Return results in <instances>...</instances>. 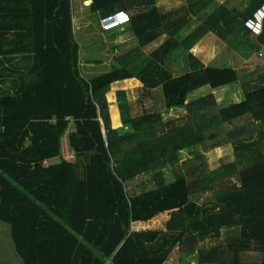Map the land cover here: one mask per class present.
I'll return each mask as SVG.
<instances>
[{"label":"trees","instance_id":"16d2710c","mask_svg":"<svg viewBox=\"0 0 264 264\" xmlns=\"http://www.w3.org/2000/svg\"><path fill=\"white\" fill-rule=\"evenodd\" d=\"M93 2L101 22L135 1ZM263 3L253 0L243 13L234 11L236 28L210 20L184 40L181 25L145 59L137 52L165 31L166 16L157 6L132 12L138 48L119 67L89 80L81 71L73 0H0V221L10 227L20 264H165L175 249L193 254L185 264H264V78L228 107L214 95L186 102L205 86L240 81V71L206 67L190 51L212 27L244 58L259 53L264 33L255 36L244 24ZM180 48L188 71L174 77L166 61ZM129 79L140 81L136 92L147 99L162 87L167 109L192 111L195 123L175 126L164 113L147 109L132 116L128 93L121 90L116 103L122 124L115 128L107 94L111 84ZM67 118L74 128L68 136L74 163L60 158ZM242 120L248 125L238 127ZM225 135L234 144L240 182L197 203L192 196L215 183L201 147ZM186 151L189 160L183 159ZM45 160L52 165L45 167ZM141 179L155 189L130 192L140 190ZM180 208L186 229L136 231ZM252 254L256 258L245 259Z\"/></svg>","mask_w":264,"mask_h":264},{"label":"rangeland","instance_id":"374dc122","mask_svg":"<svg viewBox=\"0 0 264 264\" xmlns=\"http://www.w3.org/2000/svg\"><path fill=\"white\" fill-rule=\"evenodd\" d=\"M252 1L253 0H226L225 2L224 0L225 4L222 3V6H220L219 10L217 11V15H219L220 17V23H222L223 21H227L229 22L228 25H230L231 27H238V22H232L234 11H237V13H243L250 7ZM191 7L192 3L189 4L190 11ZM74 8L79 9L78 0H74ZM92 12L90 11V13H88L89 15L87 14L88 19L85 20V24H87V26H90L89 28L91 29V31H93L94 34L92 33V35L89 36V39H87L86 34L84 35L85 40L80 39V43L82 46L80 60V66H82L81 71L83 72V76L89 80L107 74L111 70H113V68L119 67L120 64L118 61V57L124 56V54L131 52L135 48L134 44H126L125 49L127 51L121 50L119 52H115V50H113V45H116V43H114L113 39L109 41V49L105 51L106 44L102 42L103 36L101 34V30L99 29L100 22L97 15H94V13ZM183 13L185 14L183 15ZM182 15L186 16V11H183ZM80 16L81 15H78V17ZM176 17L177 16L175 15L174 18ZM225 26L226 24L223 27ZM200 28H198V26H194L191 29V34L195 33L197 29ZM182 29L184 30L185 40V38L189 37V35L191 34L185 36L187 32V25ZM253 39H255V36H253ZM89 40H93V42L90 46H87V43L85 41ZM214 44V49H212L210 53L211 58H206V60L204 61L209 63V67L213 68H218L217 65L219 67L228 68L231 66V68H235L236 70L240 71V81L238 83L220 88L218 91L214 92L212 90L211 92L204 91L197 93L196 91H194L193 93L188 95V99L186 102L196 101L198 100L197 97L205 98L214 95L219 101L221 107H228L245 100V95L248 91H251L252 86L256 84L260 79L264 78V46H262V50L259 53H254L251 56L243 58L241 51L238 52L237 50H234V46L233 44H231L230 40H226L222 36L215 37ZM180 55L185 56V49L180 48L176 50L167 58L166 61V66L174 77L183 75L188 69L185 59L180 57ZM172 57L173 59H171ZM231 57L233 58L234 62H232ZM85 65L87 66V68H85ZM90 65H92L93 67L88 68ZM127 97L131 103L130 115L132 116H139L144 113L145 109H147L153 112L164 113L165 119H170L169 121L173 122V125L175 126L185 125L184 121H187V124L191 122L195 123V118H192V116L190 117L189 114L192 111H185L181 109H167L162 87L153 90V96L150 99L144 98L142 94H137V92L128 93ZM107 98L110 102H115L117 98V91L111 90L110 92H108ZM111 105L114 104H110L111 122H113L115 128H118L120 126H117L115 124L114 118L115 121L116 119L121 120V112L119 111L120 114L116 115L114 113L115 111H113L114 108L111 107ZM184 114L185 116L187 115V117L182 118ZM193 117H195L194 114ZM200 119L207 122L209 118ZM248 123V120H242L237 123V125L238 127H245L246 125H248ZM234 127L237 128L236 125ZM73 129V126H71L69 132H66V134L62 136L61 141L63 145H66V141L68 138L67 136ZM198 132L201 131H197V134ZM217 142L218 143L214 142L215 145L214 143H208L201 147V150L206 152V156L209 160V165L211 166L212 170L215 171L212 175L215 183L213 189L202 193H196L192 196V200L200 204L208 203L212 200L217 199L220 196L222 190L227 189L234 183L239 184L240 182L241 166L238 162H236L237 156L233 146L234 144L232 143L228 135L221 137L217 140ZM216 144H219L221 148H216ZM183 155V159L188 158L187 160H189V158H191L187 151L184 152ZM57 161L58 159L55 160V162ZM223 164H227V166L223 168ZM166 179H169L168 183H173L175 180L174 176L172 174H169V172L167 173ZM140 183H142L139 186L140 190L129 189V191L135 192L137 194H142L148 191H152L156 187L153 182H149L147 180L141 179ZM175 211H178V213L175 214ZM174 223L175 227L171 226ZM186 228V212L185 209L180 208L162 213L154 218L150 223L142 224L141 227L139 225L136 226V231L147 229L180 231ZM225 235L226 232H224V236ZM14 257H17L18 262H20L19 257L14 252V245L10 237V227L0 221V264H14V262L16 261V258L14 259ZM247 257H252L253 259L256 258L253 254L250 256H245V259H248ZM192 261H194L193 254H189L182 249H175L169 260L165 264H185Z\"/></svg>","mask_w":264,"mask_h":264},{"label":"crops","instance_id":"0c3cea01","mask_svg":"<svg viewBox=\"0 0 264 264\" xmlns=\"http://www.w3.org/2000/svg\"><path fill=\"white\" fill-rule=\"evenodd\" d=\"M78 1H79V9L74 8V27H75V33L77 34L78 39L80 41V39L85 40L84 39L85 34L87 35V39H89V36L92 35L93 33V31H91V29L89 28L90 26H87V24H85V20L88 19V15H89L88 13H90V11L92 12L91 8L94 2L93 0H78ZM134 1L135 2L133 3L132 6L129 7V10H128L129 13H131V16H132V12L133 13L134 12L136 13L148 12L152 10L153 7L157 6L160 9L161 13L166 16L165 20L167 22L166 27H164L165 31H163L162 34H158L161 29V27L159 26L158 18H154V20L151 22L152 28L153 30H155L154 33L158 34V36L148 46H146V48H144L143 51L137 52L138 57L139 58L141 57L142 59L149 57L155 51L161 48V46L169 39L170 34H173L181 25L182 26L187 25V32L185 34V36H187L191 34V29L194 26H198V28H200L203 25H205L206 27L207 25L206 23H208V21L210 20H212L211 21L212 26L218 24L219 15H217V11L219 10V7L222 6V3H224V0H134ZM191 3H192V7L190 11L189 4ZM73 7H74V0H73ZM183 11H186L187 13L186 16H183L185 13H183L182 15ZM78 15H81V16L78 17ZM175 15L177 16L176 18H174ZM177 20H179L180 23L174 22ZM99 29L101 30V34L103 36L102 42L106 44L105 51L109 49V46H108L109 41L113 39H114L113 40L114 43H116V45H113V50H115V52H119L121 50L127 51L125 49L126 44H129V45L134 44L135 50L138 48V38L136 36L134 29L132 28V25L130 24L125 25L115 30L104 31L102 30V26L100 23ZM208 32L209 33L207 34V36L203 40L195 44L190 51L192 55L197 60H200L201 62H203L206 67L209 66V63H207L204 60H206V58H209V59L211 58L210 53H211V50L214 49V45H215L214 39L215 37L219 36L212 29V27L209 28ZM181 34L184 37V30L182 31ZM85 42L87 43V46H90L93 40L91 41L89 40ZM134 49L131 52H133ZM129 53L124 54V56L118 57V61L122 60L123 57H127ZM171 59H173V57ZM231 60L232 62H234L232 57H231ZM91 67L93 66L90 65L88 68H91ZM217 67L224 68V67H219L218 65ZM85 68H87L86 65H85ZM142 87L143 85L137 79H129V80L119 81L114 84H111V90H116V91L125 90L127 91V93L136 92L137 89H140ZM219 89H213L211 86H205L203 88L196 90V93L204 92V91L211 92V90L214 92V91H218ZM197 98L200 99V97H197ZM110 104H114V105H111V107L114 108L113 110L115 111L114 113L116 115H119L120 112H119V108H118L116 101L110 102ZM185 117L186 116L184 114L182 118H185ZM114 122L117 126H121L120 124H122L121 120L116 119L115 121V118H114ZM184 122H185L184 124H186L187 121H184ZM174 213L176 214L178 213V211H175ZM174 225L175 223L171 226L175 227ZM10 237H11V232H10ZM15 258H16V261L14 262V264H20L21 260L20 262H18L17 257H14V259Z\"/></svg>","mask_w":264,"mask_h":264},{"label":"built area","instance_id":"2783aa9c","mask_svg":"<svg viewBox=\"0 0 264 264\" xmlns=\"http://www.w3.org/2000/svg\"><path fill=\"white\" fill-rule=\"evenodd\" d=\"M131 21L132 16L128 11L119 10L102 18L100 23L102 26V30L111 31L128 25ZM244 26L249 29L255 36H261L264 33V3L253 13V15L249 19L246 20ZM67 119L71 121V127L73 124L72 120L69 118ZM69 129L66 132H69ZM66 132H64V135L66 134ZM75 157L76 154L74 150L69 146L68 138L66 141V145H63L61 141L60 158L64 159L68 163H74ZM52 163V160H45L43 165L45 167H49L50 165H52Z\"/></svg>","mask_w":264,"mask_h":264}]
</instances>
